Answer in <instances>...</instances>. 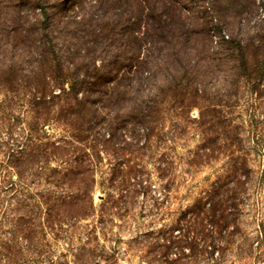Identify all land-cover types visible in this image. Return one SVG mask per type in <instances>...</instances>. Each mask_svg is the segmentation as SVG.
<instances>
[{
  "label": "rangeland",
  "instance_id": "rangeland-1",
  "mask_svg": "<svg viewBox=\"0 0 264 264\" xmlns=\"http://www.w3.org/2000/svg\"><path fill=\"white\" fill-rule=\"evenodd\" d=\"M146 1L154 20L128 30L154 49L139 95L155 100V122L138 143L121 132L133 146L101 150L76 178L53 148L42 156L75 132L58 99L33 107L34 53L93 47L95 28L113 41L136 1L115 21L112 8L84 0L46 32L37 14L0 15V65L17 71L0 75V264H264V0ZM125 176L132 186L122 191ZM214 206L224 221L211 251L202 223Z\"/></svg>",
  "mask_w": 264,
  "mask_h": 264
},
{
  "label": "trees",
  "instance_id": "trees-1",
  "mask_svg": "<svg viewBox=\"0 0 264 264\" xmlns=\"http://www.w3.org/2000/svg\"><path fill=\"white\" fill-rule=\"evenodd\" d=\"M128 1L94 0L95 4H98L94 9L101 12L107 5L115 13V18L111 20L120 21L127 14L123 7ZM135 1L136 17L130 16L127 23L121 24L122 28L118 32L114 31L113 41L106 38L101 40L103 43L100 42L104 30L95 28L92 30L93 39L87 42L93 47H65L60 50L55 47H38L34 53L37 66L39 63L41 66L29 72L33 81V107L49 108L53 100L58 99L61 103L63 122L75 132V136H72L73 142L64 140L59 145L41 148L42 156H48L51 147L53 154L68 158L71 169L67 177L71 175L76 178L89 172L96 166L101 150L127 151L133 146L132 142L137 140L135 133L139 130L149 131L155 122V100H145L139 95V90L151 83L154 76L153 70L157 65L154 49L147 50L146 54L142 47L143 42H139L137 37V31L128 29L131 21L134 22L133 26L140 28L142 24L150 23L154 20L157 10L146 0ZM83 2L84 0H58L51 4L49 0H0V15H14L16 22L22 15L37 14L43 20L41 28L46 32L56 21L69 19L71 14H75L83 6ZM104 24L102 28H105L106 32L110 24ZM133 42L137 47H131ZM115 43V53L111 54L112 47L109 46ZM98 44L101 47H96ZM4 67H7L6 71ZM16 72L13 65H0V75L8 74V77H11ZM48 80L54 82L58 93L49 96ZM7 82L17 84L15 80ZM125 130L133 135L132 142L127 141L126 135H122ZM138 142L137 140L136 143ZM12 157L16 158V153H12L8 158ZM123 178L119 184L122 191L131 188L133 179H129V176ZM209 204L207 202L204 207ZM203 212L206 215V224L202 223L203 241L206 249L213 251L217 242L214 228L218 226L219 221L223 222L224 218L215 215V206L213 210L206 212L205 209ZM213 262L212 257L209 264Z\"/></svg>",
  "mask_w": 264,
  "mask_h": 264
}]
</instances>
